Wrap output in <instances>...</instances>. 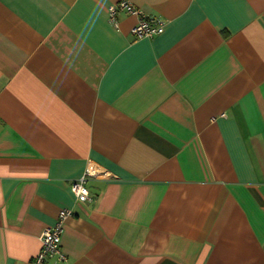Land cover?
Masks as SVG:
<instances>
[{"label":"crops","instance_id":"1","mask_svg":"<svg viewBox=\"0 0 264 264\" xmlns=\"http://www.w3.org/2000/svg\"><path fill=\"white\" fill-rule=\"evenodd\" d=\"M117 1L0 0V264H264V0Z\"/></svg>","mask_w":264,"mask_h":264},{"label":"built area","instance_id":"2","mask_svg":"<svg viewBox=\"0 0 264 264\" xmlns=\"http://www.w3.org/2000/svg\"><path fill=\"white\" fill-rule=\"evenodd\" d=\"M118 10H123L129 13L140 15L137 22L131 26L130 33L137 38L145 36H153L163 31V22H153L142 16L141 11L128 0H119L108 6L109 20L116 25V13ZM95 174L89 167H86L84 173L70 182V189L75 198L79 201H86L89 198V189L87 187L88 176ZM72 214L70 209H61L58 213L57 222L46 227L39 238L41 241V248L39 252L28 261L26 264H42L47 261H63L66 260V255L61 249V233L62 223L64 219Z\"/></svg>","mask_w":264,"mask_h":264}]
</instances>
